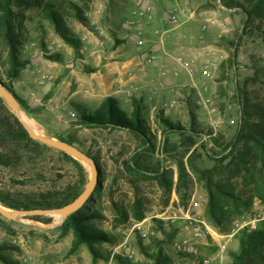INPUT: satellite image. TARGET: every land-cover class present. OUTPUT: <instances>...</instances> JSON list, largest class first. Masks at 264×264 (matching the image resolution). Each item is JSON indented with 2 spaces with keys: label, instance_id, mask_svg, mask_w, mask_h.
<instances>
[{
  "label": "rangeland",
  "instance_id": "rangeland-1",
  "mask_svg": "<svg viewBox=\"0 0 264 264\" xmlns=\"http://www.w3.org/2000/svg\"><path fill=\"white\" fill-rule=\"evenodd\" d=\"M31 1L30 6L12 7L18 13L14 23L24 67L17 79H7L9 65L0 36V77L31 108L30 113L22 109L23 118L36 133L58 141L68 138L96 161L99 183L87 206L91 216L87 226L111 241L95 245L102 258L94 261L85 245L70 251L72 232L61 234L64 221L57 215H36L38 221L32 216L17 220L0 216V264H117V255L134 264H152L155 240L165 241L171 264H201L205 257L212 264H231L230 255L239 252L241 240L264 220L262 201L251 193L252 187L244 189L245 200L252 199L251 206L238 212L229 207L228 219L218 227L208 219L207 193L192 175L186 188L177 191L178 162L186 166L188 154L197 148L198 164L209 168L214 158L208 154L225 153L223 148L247 121L238 88L247 93L250 104L264 106V34L254 30L244 35L242 10L226 9L220 0ZM238 1L249 8L258 0ZM70 3L83 9L87 27L74 17ZM52 4L80 40L79 50L56 35L46 10ZM144 4L152 6L153 18L137 22L144 41L139 47L135 28L127 21L135 19L134 12ZM173 9L183 11L179 24L167 20ZM153 52L166 65L165 75L150 62ZM232 53L234 63L229 61ZM179 59L195 61L192 75ZM204 65L210 67L209 78L201 76ZM115 96L119 107L129 113L133 101L138 103L155 137L154 151L124 130L75 126L78 114L72 103L94 110L105 98ZM206 97L212 99L208 104H204ZM161 116L185 130L200 132L197 144L188 149L177 133H171L163 147ZM202 137L208 140L206 149L200 148ZM0 149L10 157L0 160V198L8 203L39 198L46 192L60 194L83 181L85 188L89 181L88 167L79 161L84 168L81 172L71 159L48 146L0 141ZM140 155L149 168L173 171L169 193L153 174L125 169L126 160ZM233 182L236 192L245 188L240 175ZM137 199L142 201L144 213L140 221L135 220L133 208ZM0 205L16 210L1 201ZM123 212L126 220H122ZM31 220L50 226L38 227ZM138 223H142L141 231L135 227ZM184 241L187 243L179 250L177 246Z\"/></svg>",
  "mask_w": 264,
  "mask_h": 264
},
{
  "label": "trees",
  "instance_id": "trees-1",
  "mask_svg": "<svg viewBox=\"0 0 264 264\" xmlns=\"http://www.w3.org/2000/svg\"><path fill=\"white\" fill-rule=\"evenodd\" d=\"M32 3L31 0H0V36L6 49L9 65L6 70V77L10 81L17 79L20 69L24 67V63L19 60V39L14 23L16 18H18V13L14 12L12 7L17 4L30 6ZM220 4L229 10H242L246 19L242 30L245 33L244 35L254 32V30L264 34V0H258L249 8L244 7L238 0H220ZM70 9L77 21L87 27L88 20L83 9L75 3H70ZM46 10L47 17L51 21L56 35L75 51L79 50L80 40L74 37L67 28L59 8L52 4L48 5ZM49 59L59 60L58 56H50ZM234 59L235 54L232 53L229 61L234 63ZM0 82L15 96L21 109L30 113L31 108L13 91L10 84L4 82L1 77ZM237 92L240 99L239 104L247 121L245 122L244 128L237 132L233 140L223 148V152L225 153L223 155L213 156L208 154V156L214 158L212 159L214 164L209 168L202 167L198 164V158L200 156L197 148H194L188 154L186 166L182 162H178L177 191L180 192L182 186L186 188L188 182L191 180L190 175H192L205 189L208 198L206 215L218 227L224 220L228 219L230 213L229 207H233L238 212L239 210H247L251 206L252 199L249 198L250 200L246 201V196L244 198V189L246 188L252 187L251 193H256L264 206V106L250 104L247 93L243 89L238 88ZM72 107L78 114L75 126L124 130L139 138L143 143V147H147L148 151L152 152L155 150V144L152 142V140H155V137L151 135L147 128L146 121L136 101H133V110L130 113L120 108L118 100L113 97L105 98L100 106L94 110L88 109L84 104L79 105L77 103H72ZM160 120L165 126L163 147L168 141V135L171 133H177L181 137L180 142H183L188 149L193 148L197 144L196 135H201L199 134L200 132L185 130L162 116ZM59 140L75 145L68 138ZM0 141L9 143L25 141L36 146L47 148V146L33 141L28 136L18 120L8 111L1 98ZM200 141V148L206 149L208 140H204L202 137ZM85 154L91 157L89 153L85 152ZM62 155L71 159L81 172L84 171L82 164L78 160L64 153ZM91 158L93 159V157ZM9 159L10 157L6 154L5 150L0 149V160L8 161ZM124 167L128 172L133 174H153L159 184L168 193L173 188V171H160L158 168H149L146 162L142 160L141 155L126 160ZM239 175L243 179L244 183L242 186L245 188L240 192H236L233 179ZM82 183V185L77 187H68L60 194L46 192L39 198L25 202L15 201L8 203L2 198H0V201L4 206L16 210L62 208L69 205L80 195L84 190V181ZM96 191L97 186L85 204L79 210L70 214L60 227L62 235H65L69 231L72 232L73 240L70 251L74 252L81 245H85L94 261L102 258L96 252L95 245L111 241L106 234L94 231L87 226V222L91 218L87 212V206L92 201V197ZM133 208L135 220H142L144 217L142 201L139 199L135 200ZM32 217L38 221L40 216ZM127 218V214L123 212L122 220H126ZM163 235L165 237L167 236L164 230ZM170 239H172L171 236ZM155 241L156 253L151 256L153 259L152 264H171V259L165 252V241ZM230 257L232 259L231 264H264V220L241 240L239 252L231 254ZM114 259L117 264H134L130 260L122 258L120 255L115 256Z\"/></svg>",
  "mask_w": 264,
  "mask_h": 264
},
{
  "label": "water",
  "instance_id": "water-1",
  "mask_svg": "<svg viewBox=\"0 0 264 264\" xmlns=\"http://www.w3.org/2000/svg\"><path fill=\"white\" fill-rule=\"evenodd\" d=\"M0 98L3 100L8 111L18 120L23 129L27 132L28 136L36 142H39L45 146L58 150L64 154L71 156L72 158L80 161L86 167L90 169V178L80 195L69 205L57 208V209H34V210H12L9 211L0 205V216L7 220H17L23 216H36V215H57L63 222L70 214L79 210L99 183V169L90 156L85 154L82 150L74 145L58 141L54 138L36 133L31 126H29L23 119V112L19 102L15 96L9 92L6 86L0 82ZM31 222L38 227L47 228L50 224H41L35 220Z\"/></svg>",
  "mask_w": 264,
  "mask_h": 264
},
{
  "label": "built area",
  "instance_id": "built-area-1",
  "mask_svg": "<svg viewBox=\"0 0 264 264\" xmlns=\"http://www.w3.org/2000/svg\"><path fill=\"white\" fill-rule=\"evenodd\" d=\"M183 14V11L177 10V9H173L169 12L167 20L170 24H179L180 23V16ZM135 15V19L133 20H128L127 21V25L130 27L135 28V37H136V44L137 46L141 47L144 43V41L142 40V30L140 29V26L137 24V22L141 19H147V20H151L153 18V8L150 5H142V7L134 12ZM154 59V56L152 55L150 58V61ZM180 64L182 66V68H184L185 70H187V72H189L191 75L193 73V65L195 64V61H183L182 59L180 60ZM174 75H178V72H175ZM201 76L203 78H209L211 77V73H210V67L209 65H204L202 70H201ZM208 87H204L203 91L207 92ZM201 91V90H200ZM201 93V92H200ZM212 101V99L210 97H206L204 99V104H208ZM204 140H206V138H204ZM138 230H142V223H138L135 226ZM197 230V229H196ZM187 242L184 241L181 245H178L177 248L179 250L182 249V247H184V245ZM201 264H212V260L208 257H205L202 259V263Z\"/></svg>",
  "mask_w": 264,
  "mask_h": 264
},
{
  "label": "crops",
  "instance_id": "crops-1",
  "mask_svg": "<svg viewBox=\"0 0 264 264\" xmlns=\"http://www.w3.org/2000/svg\"><path fill=\"white\" fill-rule=\"evenodd\" d=\"M153 56H154V59L151 60L150 62L153 64V65H156V67L158 68L159 72L161 73V75H165L163 74L164 73V67H166V65L160 60V56L154 54L153 52ZM183 72V71H182ZM175 74V72H174ZM115 98L119 101V98L117 96H115Z\"/></svg>",
  "mask_w": 264,
  "mask_h": 264
},
{
  "label": "bare ground",
  "instance_id": "bare-ground-1",
  "mask_svg": "<svg viewBox=\"0 0 264 264\" xmlns=\"http://www.w3.org/2000/svg\"><path fill=\"white\" fill-rule=\"evenodd\" d=\"M24 119V118H23ZM25 121V120H24ZM26 122V121H25ZM27 123V122H26Z\"/></svg>",
  "mask_w": 264,
  "mask_h": 264
}]
</instances>
